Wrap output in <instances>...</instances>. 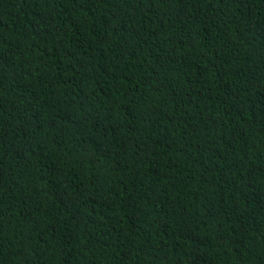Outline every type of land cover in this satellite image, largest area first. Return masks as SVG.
Returning <instances> with one entry per match:
<instances>
[{"label": "trees", "instance_id": "obj_1", "mask_svg": "<svg viewBox=\"0 0 264 264\" xmlns=\"http://www.w3.org/2000/svg\"><path fill=\"white\" fill-rule=\"evenodd\" d=\"M0 264H264V0H0Z\"/></svg>", "mask_w": 264, "mask_h": 264}]
</instances>
